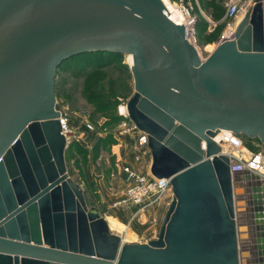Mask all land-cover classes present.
Segmentation results:
<instances>
[{
    "label": "water",
    "instance_id": "95a60500",
    "mask_svg": "<svg viewBox=\"0 0 264 264\" xmlns=\"http://www.w3.org/2000/svg\"><path fill=\"white\" fill-rule=\"evenodd\" d=\"M187 24L163 0H0V264H264V178L213 139L264 145V0L207 57ZM96 51L132 56L128 113L171 179L147 242L114 232L68 173L56 73Z\"/></svg>",
    "mask_w": 264,
    "mask_h": 264
},
{
    "label": "rangeland",
    "instance_id": "374dc122",
    "mask_svg": "<svg viewBox=\"0 0 264 264\" xmlns=\"http://www.w3.org/2000/svg\"><path fill=\"white\" fill-rule=\"evenodd\" d=\"M165 2L175 19H184L185 22L188 18L193 19L196 46L203 57H207L222 39L233 33V29L228 28L231 19L227 15V5L230 0ZM122 78L132 87L129 95L115 90L116 82ZM55 88L57 101L72 130L66 151L68 173L85 189L88 205L97 206L108 218L110 212L124 208L114 206L127 186L124 165H131L142 174L151 175V150L148 145L139 143V130L133 129L124 134L120 132L127 118L120 114L119 105L122 100H129L135 89L130 57L127 54L95 53L91 58L83 55L68 58L57 69ZM239 136L246 153L264 150L260 139ZM233 150L226 144L222 147L224 153ZM172 198L171 189L155 205L162 204L166 209ZM111 219H116L109 218L113 231L125 235L124 239L131 242L139 241V237L132 235L133 229L143 226L151 231L157 222L148 219L141 223L135 218L125 225L116 220L117 226Z\"/></svg>",
    "mask_w": 264,
    "mask_h": 264
},
{
    "label": "built area",
    "instance_id": "2783aa9c",
    "mask_svg": "<svg viewBox=\"0 0 264 264\" xmlns=\"http://www.w3.org/2000/svg\"><path fill=\"white\" fill-rule=\"evenodd\" d=\"M254 3L255 0H230L227 5V15L231 19L228 28H236L237 21L243 18ZM168 14L173 21L177 22L169 12ZM188 20L191 24L190 27L186 25L188 37L196 44L193 19L188 18ZM119 111L120 114L127 118L124 120L120 132L124 134L133 129H138L140 132L138 135L139 143L141 145H148V135L140 130L130 119L128 100H122L119 105ZM60 121L63 133L68 137L72 130L65 113L60 116ZM213 139L221 143L222 147L225 144L233 147V151L225 152L231 158L232 169L249 170L264 178V150L256 153H246L241 137L229 130H221ZM123 170L126 174L127 186L122 197L115 201L114 206L124 208L138 207L139 212L144 211L160 202L166 192L172 189L170 178H157L152 174L144 175L131 165H124Z\"/></svg>",
    "mask_w": 264,
    "mask_h": 264
},
{
    "label": "crops",
    "instance_id": "0c3cea01",
    "mask_svg": "<svg viewBox=\"0 0 264 264\" xmlns=\"http://www.w3.org/2000/svg\"><path fill=\"white\" fill-rule=\"evenodd\" d=\"M149 167H151V162ZM170 203L168 204L167 208L164 209L162 204H157L151 208H148L144 211L138 210V207H131V208H119L115 209L114 212H110L111 216H106V218L109 221V218L112 217L116 220H118L120 223L124 224L129 223L132 219H138L141 221V223H144L146 220L155 219L157 222L154 226H152V230L150 231V228H143V226H140V228H136V230H132V235H136L139 237L138 242H147L149 240L155 239L158 237L160 230L162 228V225L164 223L168 208ZM129 218V219H128ZM149 230V231H148ZM120 234V233H119ZM123 237L125 235L121 234Z\"/></svg>",
    "mask_w": 264,
    "mask_h": 264
},
{
    "label": "trees",
    "instance_id": "16d2710c",
    "mask_svg": "<svg viewBox=\"0 0 264 264\" xmlns=\"http://www.w3.org/2000/svg\"><path fill=\"white\" fill-rule=\"evenodd\" d=\"M95 53H109V54H117V55H122L120 53H113V52H109V51H96V52H86V53H82L79 55H75V56H80L83 55L84 57H88L91 58V56ZM90 56V57H89ZM74 57V56H72ZM71 58V57H70ZM67 60V59H66ZM65 60V61H66ZM63 64V63H62ZM115 90L117 93L123 94V95H129L132 92V87L131 85L128 83V81L124 78L118 80L115 84Z\"/></svg>",
    "mask_w": 264,
    "mask_h": 264
},
{
    "label": "bare ground",
    "instance_id": "6f19581e",
    "mask_svg": "<svg viewBox=\"0 0 264 264\" xmlns=\"http://www.w3.org/2000/svg\"><path fill=\"white\" fill-rule=\"evenodd\" d=\"M164 1V3L166 4V6H167V10H168V12L170 13V15L172 16V14H171V11L169 10V7H168V5H167V3L165 2V0H163ZM172 18H174L173 16H172ZM175 19V18H174ZM177 22H179V23H183V24H187L188 22H189V20H187V22H185V20L183 19V20H177V19H175ZM189 27H190V22L187 24ZM238 25V24H237ZM233 29V33H232V35L231 36H233L234 35V32H235V29L236 28H232ZM231 36H227V38H230ZM129 57H130V65L132 64V56L131 55H129ZM219 144H221V143H219ZM112 220V219H111ZM113 221V224L114 225H117L118 226V223L116 222V220L114 221V220H112ZM110 224V223H109ZM119 224H120V222H119ZM111 226V225H110Z\"/></svg>",
    "mask_w": 264,
    "mask_h": 264
}]
</instances>
